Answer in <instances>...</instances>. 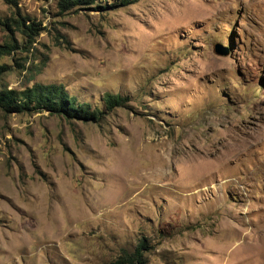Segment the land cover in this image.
<instances>
[{"label":"rangeland","instance_id":"obj_1","mask_svg":"<svg viewBox=\"0 0 264 264\" xmlns=\"http://www.w3.org/2000/svg\"><path fill=\"white\" fill-rule=\"evenodd\" d=\"M124 1L0 0L3 85L102 111L0 109V264H264V0Z\"/></svg>","mask_w":264,"mask_h":264},{"label":"trees","instance_id":"obj_2","mask_svg":"<svg viewBox=\"0 0 264 264\" xmlns=\"http://www.w3.org/2000/svg\"><path fill=\"white\" fill-rule=\"evenodd\" d=\"M57 7L60 12L69 11L75 7L93 5L97 0H57ZM123 5L128 2L120 0ZM98 7V6H96ZM3 22L7 27L14 26V31L31 39L38 32V25L25 26L24 19L12 18L11 23ZM12 39L0 44V59L16 49ZM6 64L0 63V109L6 114L34 113L42 110L48 111L50 115L64 116L66 119H79L85 121H99L102 111L94 108L90 110L88 104L78 103L75 97L70 96L61 84H33L22 90L7 89L2 81L1 75L7 70ZM125 98L107 95L104 99L105 107L108 110L123 105ZM145 243L140 242L136 248L128 253H122L110 264H147L142 257V249Z\"/></svg>","mask_w":264,"mask_h":264},{"label":"water","instance_id":"obj_3","mask_svg":"<svg viewBox=\"0 0 264 264\" xmlns=\"http://www.w3.org/2000/svg\"><path fill=\"white\" fill-rule=\"evenodd\" d=\"M215 53L218 54V55H226L227 54V50L220 49V47L217 46L215 48Z\"/></svg>","mask_w":264,"mask_h":264}]
</instances>
